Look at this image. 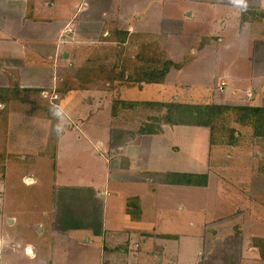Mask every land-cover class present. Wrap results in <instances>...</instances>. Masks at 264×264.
I'll use <instances>...</instances> for the list:
<instances>
[{
    "label": "crops",
    "instance_id": "0c3cea01",
    "mask_svg": "<svg viewBox=\"0 0 264 264\" xmlns=\"http://www.w3.org/2000/svg\"><path fill=\"white\" fill-rule=\"evenodd\" d=\"M1 10L0 90L50 91L66 124L49 155L36 153L50 160L39 194L14 196L22 202L13 208L4 195L9 169L0 177V264H264V0H247L246 11L231 0H0ZM192 24L210 29L193 33ZM166 62L161 78L143 77ZM140 68L125 84V73ZM180 101L239 113L237 129L251 130L252 139L243 138L259 158L245 156L236 173L228 159L243 150L237 131L220 144L207 126L164 123L162 104ZM138 104L154 107L160 131L132 129ZM27 135L37 148L35 132ZM181 140L204 144L206 159L212 146L222 148L224 161L201 164L192 148L180 151ZM32 156L21 183L42 186ZM168 173L205 174L206 186L168 182ZM210 179L217 196L243 200L212 218L226 229L192 220L194 197L176 209L164 203L171 191L210 189ZM168 212L181 217L174 227L161 221ZM231 229L250 245H232Z\"/></svg>",
    "mask_w": 264,
    "mask_h": 264
},
{
    "label": "rangeland",
    "instance_id": "374dc122",
    "mask_svg": "<svg viewBox=\"0 0 264 264\" xmlns=\"http://www.w3.org/2000/svg\"><path fill=\"white\" fill-rule=\"evenodd\" d=\"M3 4H5V3H3ZM11 8L13 10H15V8L11 7V6L8 8V10H12ZM128 18H129L128 20H134L136 17L133 16V14H132V16H130ZM12 19H13V17H12ZM0 20H2V10L0 11ZM123 27H124L123 24L121 26H119V28H123ZM194 27H195L194 24H192V30H194L193 33H198L199 31H200V33H206L208 31L207 28L210 29V25L209 26L208 25H201L200 30H197L196 28L194 29ZM211 32H213V31H211ZM185 33H188V32H185ZM135 35H137V33ZM111 37L112 36H110L109 39H111ZM224 43H226V41ZM220 44L222 46L223 43L221 42ZM218 58L219 57H217V59ZM227 64H230L229 61L227 62ZM220 65L223 66V64H220ZM140 70H141V68L136 72L125 73L127 78L122 79L124 81V83L125 84L134 83V82L131 83V81H132L131 78L134 76L141 77L143 72H139ZM148 72L149 71L145 72L144 74H146ZM149 74L150 73H148L147 75H149ZM218 79H220V78H218ZM17 91H18V89H17ZM14 93H15V91H14L13 87H11L10 90L8 89L6 91L0 90V132H1V134H2V132L5 134L3 137L0 134V177L2 178L3 172L5 171V169H9V172L11 174L9 177H7L8 189H7V191H5L4 195L7 196V200L9 201L8 203L13 208L15 207V204L22 202V201L20 202L19 200L16 201L14 199V196H17V198L21 195L34 197L40 193V189H43L45 186L47 187V185H46L47 180L46 179H49V177H50V175L48 173L49 172L48 170L50 168L48 167V165H46V163L50 164V160L45 155H49L48 151H49V149H51L50 147H52V144L54 141V135L56 133L54 131L56 125L59 123L63 129V128H65V124H66L63 121H61V122L58 121L52 115V113L48 110L49 108H51L53 106L48 101L50 99V96H51L50 91L46 92L45 94L34 93V92L27 93V92H20V91L16 92L17 94H14ZM18 96H21L22 99H20ZM180 103L186 104V102H184V101H180ZM138 108H141V107H139V104H138ZM138 108H136V109H138ZM143 108H145V106H143ZM143 108L138 109L139 113H136L138 116L135 115V119L133 121L134 125H133L132 129H135V127L139 124H143V123L146 124L148 121H150L151 123L155 122V120L150 119L151 116H158L156 114V110L154 109V107L152 109H148V110L147 109L142 110ZM12 113L14 115L11 116L10 114H12ZM147 114H149V116H147V118H146ZM238 115H239V113H237L236 111H233V110L222 111L221 113H219L215 117L214 124H213L214 125V127H213V140H214V142L219 141L220 144H222L224 141L228 142L231 139L230 135H232L234 137V135H236L237 132H238L237 135L234 137L236 144L245 140L243 142L244 143L243 150H245V153L243 152V150H242V152H241V150H239V152H238L237 151L238 149L231 151V154H232L231 158L228 159V162H233L236 165V167H238V168H236L237 169L236 173L240 172L239 168L242 166V164H240V163L244 162L245 156H247V158H249V155H251L252 159H254V160L259 158V155L250 154V152H252V149L249 148V146H247L246 139H252L250 136L251 130L248 128L237 129L238 125L241 127H244V126L240 125L239 122L237 121ZM5 128H6V130H5ZM43 130H44V132L47 130L46 132H48V135L41 139V137L43 135ZM169 130H170V132H173L172 127ZM32 131L35 132V134H36L34 141L37 143V145L39 142H41L39 144V146H37V148H30L29 146H27L28 141L33 138V137L28 136L27 134H31ZM243 131L245 133H247V136L243 133ZM166 133L169 135V131H167ZM243 137H247V138L244 139ZM179 141H180L179 137L176 136L174 139V143H179ZM19 144H22V146L17 147ZM10 145H12L14 148H11ZM46 146H48V148H46ZM194 146L189 147L188 145H186V143L184 144L183 141L181 140V144L178 147L180 148V151H182L184 153L188 152L191 148L195 152H198V155H199L198 160L201 162V164H204L206 160L210 165L211 164L215 165L217 162L221 163L222 161H224L223 156L225 158V153L222 155V150H223L222 148L220 149L219 152H217L216 150H218V148L212 146L210 153H208L209 154L208 158L206 159V147H205V145L204 144L199 145L198 148L194 147ZM19 149L22 152H20ZM31 151H36V152H31ZM38 151L45 153V155L44 154L39 155L40 153H38V155H37L36 153ZM32 155L36 156V159L33 162V164H35V167H37L36 173L39 174L38 178H40L41 182H43L42 186L39 185V186L27 187L21 183V176L25 173L26 169L29 170L30 166H33V165H29V161L33 158ZM38 157H40V158H38ZM243 158H244V160H243ZM247 158L245 161L250 160V158H249V160ZM236 162H238V163H236ZM261 163L264 166V153H263V159H262ZM230 166L232 167V164ZM226 167L220 168V170L223 171ZM220 170H218V171L221 173ZM241 171L244 174H246L245 171H247V170H241ZM26 173L28 174V172H26ZM211 179H210V181H211ZM213 186H214V183L211 181V187L208 190L199 189L195 192L194 189L193 190L191 189V191L186 189L188 191H184V190L183 191L182 190L177 191V194L175 196L173 194V191H171L169 194H167V200H164V203L168 204L170 206L169 209H171V208L176 209L179 207V201H181L182 205L185 207V205H187V203H189L191 201L193 203V200L196 199L195 200L196 207H194V209L197 210L199 215H195L194 217H191V216H189V217H191L192 220L199 221L200 223L203 220H206L207 223L213 228H217V227L222 226L226 229L228 227V225H222V223H220V221H212V218L219 216V215L226 214V212L229 211V209L233 205L242 203L243 200H241L240 196H236V195H235V197H232V200H230V201L226 200L225 198H222L221 195L217 196L211 190L214 188ZM37 188L39 190H37ZM193 197H194V199H193ZM23 201L26 203V205H28V201L26 200V198H24ZM201 208H204V210H205L204 216L201 214L203 212V210H201ZM245 208L246 207H240V209H242V210H245ZM237 212H238V210H237ZM167 214H168V216L165 217L164 219H162V217H161V221H163L167 225V227H174L176 221H178L177 218L180 219L181 217L175 216L174 213H170V212H168ZM150 215H151V213L147 215V218H149ZM183 215L187 216V214L185 212H182V217H183ZM154 221H155V223H158L159 219L157 220V218H154ZM161 221L159 224H162ZM151 222H153L152 217L150 218V223ZM223 223H226V222H223ZM239 231L240 230H238V229L237 230L231 229L230 234H233V236H235V238H234L235 240L232 241V245H234L235 243H238L240 241H241L240 244L243 246H246L247 244L250 245L251 239L248 238L249 236L247 237L246 233H241V235L239 237V235L237 236V233ZM214 242H216V241H214ZM216 243L219 244L218 242H216ZM220 262H218V263H220Z\"/></svg>",
    "mask_w": 264,
    "mask_h": 264
},
{
    "label": "trees",
    "instance_id": "16d2710c",
    "mask_svg": "<svg viewBox=\"0 0 264 264\" xmlns=\"http://www.w3.org/2000/svg\"><path fill=\"white\" fill-rule=\"evenodd\" d=\"M169 62L159 71V73L154 74L152 71L144 74L143 77L151 82L154 77H162L168 66ZM152 104V103H151ZM167 109V114L163 118V122L166 124H177V125H193V126H207L211 130V135L213 133L214 120L215 117L224 111L225 106L214 105V104H189V103H177L168 102L162 104ZM239 109V108H238ZM256 110V109H253ZM257 111V110H256ZM140 133H157L160 131V125L154 123H146L144 127L140 128ZM207 176L205 174H187V173H168L167 181L178 184L196 185V186H206Z\"/></svg>",
    "mask_w": 264,
    "mask_h": 264
},
{
    "label": "clouds",
    "instance_id": "9594fccd",
    "mask_svg": "<svg viewBox=\"0 0 264 264\" xmlns=\"http://www.w3.org/2000/svg\"><path fill=\"white\" fill-rule=\"evenodd\" d=\"M234 6L240 7L243 11L247 10V0H231ZM50 112L52 115L58 120L62 121L65 119V113L61 109L60 106L54 105L50 108ZM61 125L58 123L54 129V131L59 134L62 131Z\"/></svg>",
    "mask_w": 264,
    "mask_h": 264
},
{
    "label": "built area",
    "instance_id": "2783aa9c",
    "mask_svg": "<svg viewBox=\"0 0 264 264\" xmlns=\"http://www.w3.org/2000/svg\"><path fill=\"white\" fill-rule=\"evenodd\" d=\"M220 85H223V82H221V84ZM219 88H221V86H219Z\"/></svg>",
    "mask_w": 264,
    "mask_h": 264
}]
</instances>
